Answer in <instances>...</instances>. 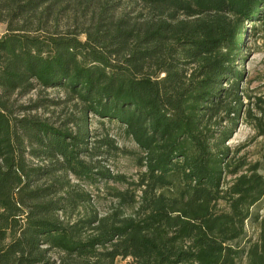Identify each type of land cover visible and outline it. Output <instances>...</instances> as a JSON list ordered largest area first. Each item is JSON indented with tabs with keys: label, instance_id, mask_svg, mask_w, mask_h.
<instances>
[{
	"label": "trees",
	"instance_id": "16d2710c",
	"mask_svg": "<svg viewBox=\"0 0 264 264\" xmlns=\"http://www.w3.org/2000/svg\"><path fill=\"white\" fill-rule=\"evenodd\" d=\"M256 21L264 0H0V264H264V152L226 145ZM37 90L64 97L18 105ZM121 155L136 181L108 168Z\"/></svg>",
	"mask_w": 264,
	"mask_h": 264
},
{
	"label": "rangeland",
	"instance_id": "374dc122",
	"mask_svg": "<svg viewBox=\"0 0 264 264\" xmlns=\"http://www.w3.org/2000/svg\"><path fill=\"white\" fill-rule=\"evenodd\" d=\"M246 36L243 38L241 46V57L236 62L237 68L241 71V79L239 80V91L243 106L241 107V116L234 125L231 137L226 143L228 147L240 149V153L236 154V158L245 156L248 163L258 161L264 152V136L259 135L256 128L254 117L262 118L264 121V26L261 22H245ZM6 27L0 24V38L5 33ZM64 94L58 91L47 90L40 92L37 90L32 94L22 98L18 105L32 106L43 99L62 100ZM45 108H41L33 114H38L43 118H50L51 122H62L69 114L70 108H60L53 105L45 104ZM247 111L250 114L247 115ZM71 113V110H70ZM93 127H99L93 121ZM110 134L116 139L118 145L130 151H136V145L126 137L124 132L117 128L111 127ZM108 168L112 173L124 174L130 181H136L140 171L137 162L131 156L121 155L111 159ZM94 206L100 214L113 211L117 203L105 192L93 199ZM253 213H259L264 216V200L260 206L254 208ZM246 237L241 243V247H247L249 243L257 241L260 228L259 224L253 223L251 220L246 222ZM127 261L119 259L116 264H126Z\"/></svg>",
	"mask_w": 264,
	"mask_h": 264
}]
</instances>
